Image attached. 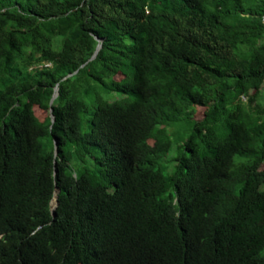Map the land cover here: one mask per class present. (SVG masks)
<instances>
[{"label": "trees", "instance_id": "trees-1", "mask_svg": "<svg viewBox=\"0 0 264 264\" xmlns=\"http://www.w3.org/2000/svg\"><path fill=\"white\" fill-rule=\"evenodd\" d=\"M0 264H264V0H0Z\"/></svg>", "mask_w": 264, "mask_h": 264}, {"label": "water", "instance_id": "water-1", "mask_svg": "<svg viewBox=\"0 0 264 264\" xmlns=\"http://www.w3.org/2000/svg\"><path fill=\"white\" fill-rule=\"evenodd\" d=\"M97 38L100 40V43L98 44L97 49H96L95 53L93 54V56L90 58V60H91V59H94V58L97 56L99 50L101 49V47H102V45H103V43H102V42H103V38H102V37H99V36H97ZM85 64H86V63L82 64V66H84ZM78 71H79V69H77V70H75V71L69 73L68 75H66V76L64 77V79H67L68 77H70V76L76 74ZM55 89H56V90H55V93H54V95H53V97H52V99H51V105L53 104L54 99H55V98L58 96V94H59V86H58V85L56 86ZM50 111H51L52 120H53V122H55V121H56V115H55V113H54V108H53V106H51ZM56 146H57V148H56V156H57V155L59 154L58 139H57V138H56ZM59 193H60V188H58V189L56 190V192H55V196H54L53 201H52V204H53V208H52V210H53V212H54L55 215H56V208H57V205H58V203H59V200H58Z\"/></svg>", "mask_w": 264, "mask_h": 264}, {"label": "rangeland", "instance_id": "rangeland-1", "mask_svg": "<svg viewBox=\"0 0 264 264\" xmlns=\"http://www.w3.org/2000/svg\"><path fill=\"white\" fill-rule=\"evenodd\" d=\"M117 96L120 97L121 96L120 93L117 94ZM35 112H36L37 115H39V117L41 119L47 117L49 115V113H50V111H47L45 109H41L39 106H35ZM205 112H206V107H204V106H198L197 107V110H196V116L197 117H201L202 115L205 114Z\"/></svg>", "mask_w": 264, "mask_h": 264}]
</instances>
